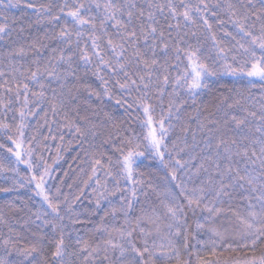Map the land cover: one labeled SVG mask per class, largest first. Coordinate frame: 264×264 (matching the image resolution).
I'll list each match as a JSON object with an SVG mask.
<instances>
[{"label": "snow or ice", "instance_id": "snow-or-ice-1", "mask_svg": "<svg viewBox=\"0 0 264 264\" xmlns=\"http://www.w3.org/2000/svg\"><path fill=\"white\" fill-rule=\"evenodd\" d=\"M17 8L33 12L36 24L47 21L50 27L42 39L25 36L23 26L14 28L17 18L10 13ZM0 42H4L0 109L4 117L12 113L11 123L0 120L6 134V142L0 143L6 151L0 157V173L11 174L13 188L31 185L40 204L35 212L25 213V225L32 217L40 221L36 231L26 229L27 236L0 213V223L8 225L7 233L0 231V264H67L72 239L67 230L84 223L75 210L84 188H91L94 197V207L85 212L99 235L87 240L77 233L75 247L83 264H157L169 254L176 257V264H187L179 256L181 238L185 251L190 238L198 246L210 247L208 255L216 259L208 261L197 254L198 264H221V250L237 249L253 253L242 264H264V254H254L264 242V102L259 116L243 109L256 123L239 140L230 135L229 126L238 129L245 124V119L232 114L243 107L239 100L214 98L211 109L198 104L211 77L246 75L264 85V0H63L57 5L0 0ZM172 69L175 76L170 74ZM9 78L14 87L9 86ZM156 102L161 106L158 118L153 115ZM116 108L126 113L134 108L142 111L146 118L142 127L147 129L142 142L135 133L122 134L115 122ZM182 113H187L189 123L170 149L166 141L175 127L172 121L179 122ZM36 116L44 125L51 120L58 132L70 133L91 162V175L81 181L82 188L77 186L78 194H65L60 187L53 192L48 186L52 166L42 155L34 158L31 144L24 147L28 121ZM110 121L112 130L106 127ZM48 130L51 133V127ZM105 146L118 153V174L111 169L112 156ZM189 147L195 154L189 153L187 160H165L166 153L179 155ZM146 153L165 167L175 165L169 184L158 187L151 177L142 178L137 162ZM105 158L107 166L102 163ZM21 165L30 170L25 183H20ZM101 169L104 183L99 178ZM177 170H183V175H177ZM80 172L87 175L83 167ZM107 178L114 181L113 188ZM121 179L126 189L120 187ZM149 190L155 201L149 198ZM116 193H120L119 207L109 200ZM102 201H108L107 209ZM100 211L103 215L98 216ZM117 214L123 224L109 226L106 218L115 219ZM233 219L238 230L225 235L228 230L221 232L218 225H231ZM49 227L50 258L45 255L49 240L44 231Z\"/></svg>", "mask_w": 264, "mask_h": 264}, {"label": "trees", "instance_id": "trees-1", "mask_svg": "<svg viewBox=\"0 0 264 264\" xmlns=\"http://www.w3.org/2000/svg\"><path fill=\"white\" fill-rule=\"evenodd\" d=\"M25 0H21V4H23ZM37 3H53L54 5H57L59 3H62L63 0H36ZM11 15L15 16L16 23L14 25V28H19L23 26L25 28V36H35L38 38H43L46 30L49 29V25L47 21H44L40 24H36V15L31 12H22L21 9H12ZM31 25V27H29ZM229 31H232L231 26H228ZM217 33L219 34V29L215 28ZM15 38V33H14ZM4 46V42H0V47ZM28 61H25V65L28 66ZM171 76H175L176 70L172 69L170 70ZM35 91L36 89L33 88ZM171 90L170 88L168 89ZM183 95V93H182ZM221 96L230 97V101L233 100H239L243 107L235 109V111L232 113L236 115L238 118L245 119V124L242 125L240 128H235L234 125L230 124V128H232V131L230 135L239 140L242 135L248 134V129L251 127H254L256 121L253 117L247 116V113L243 110L244 108H247L248 111H255L257 113V116L260 114V104L264 102L262 100V97H264V85L261 84L259 79H250L246 75L244 76H232V75H221L216 77H211L208 80V88L204 89L201 92V95L198 97V104H200L202 107H208L213 108L215 104L214 98H219ZM167 96L164 97V105L166 110L167 105ZM155 102V97H154ZM16 106H19L18 104ZM155 106V112L153 113L154 117H159L161 113V106L158 102L154 103ZM109 107H112L111 102H109ZM189 113H192L195 115L192 109H188ZM114 116H115V122L120 125V131L125 136H130L132 133H135V135L140 139V142L143 140V135L145 134V130L142 127L143 121L146 119L143 115L141 110L132 109L129 110L127 113L123 108H116L114 110ZM37 121L39 123L44 125L43 119L41 116H36ZM138 118V119H137ZM172 123H182V127L189 123L187 119V113L181 114L180 121L173 120ZM112 122H108L107 128L108 130L111 129ZM46 127H51L56 133L53 136H56V139H49L47 142L48 145L53 150L51 153L52 157H55L60 151L64 152L62 153V157L64 156V162L62 163V177L63 181L65 182V194L71 195L73 193L78 194L79 188L78 185L82 188L83 185L81 184L82 180H86L88 178V175H91V162L84 156L83 152L81 151L79 143L73 139L72 135L68 133L66 130L63 132H58L57 126L51 123V120L49 121L48 125H44ZM192 127L194 128L195 125L192 124ZM29 129H26L25 133V139H29L28 135ZM62 134L64 136V140L61 141L59 139V135ZM258 135V134H257ZM52 137V136H51ZM200 137H197V141L199 142ZM69 141H72L70 144ZM188 144L192 145V139L191 135L188 136ZM33 145V141L31 143ZM47 144L44 145V147L47 149L49 148ZM119 146V145H118ZM202 146V145H201ZM43 147V146H41ZM4 152L5 149L2 148ZM105 151H107L109 156H112V165L111 169L113 173L117 171L119 166L115 163V161L118 158V153H115L113 150L105 146ZM192 153L195 154V150L192 147H189L188 149H185L184 152L179 153L177 155L175 151H172L170 159H179L181 161L188 159V154ZM79 154V155H78ZM3 154L0 153V157H2ZM61 156V153H60ZM168 154H165V160L168 158ZM151 161L153 164L150 167H147V160ZM143 159H139L138 161V168L143 170L144 177L146 176H154L152 179V182H154L155 185L157 181H159L157 175L163 176L167 181L171 182L169 177L171 174V170H169V167H165L161 164L160 160L153 159L152 155L147 154V157ZM146 160V161H145ZM83 161V163H82ZM102 163H104L106 166L108 164L107 159L105 158ZM193 164H196L197 161H192ZM173 167H175L174 164H172ZM83 167L85 169L84 173L80 172V168ZM67 173V175H65ZM177 175L182 176L183 170H177ZM144 177H142L144 179ZM99 178L101 179V182H104L105 175L104 170L101 169L99 172ZM141 178V177H140ZM109 179V178H107ZM138 179V177H137ZM160 182V181H159ZM7 182H2L0 179V186L1 189L3 188H11V191L5 192L0 191V213H2L6 220H8L9 224H11L17 232L23 233L25 236L28 235L26 229L31 228L32 231L37 230V223L35 221V217H32L31 220H29V223L27 225L24 224V219H27V216H25V213L32 208H30L29 201L26 202V199L23 195H20L22 192L20 189L22 187H19L17 185L13 188L12 185H6ZM90 183H92L90 181ZM5 184V185H4ZM165 184H168L165 181ZM69 185H71V188H69ZM85 195L81 197V200L77 202L76 211L80 213V220L84 221V223L75 224L74 226H70V228L67 230L68 234L72 237L68 243L70 244L69 248L67 249V257L66 262L67 264H80V256L79 253L75 247V237L77 233H79L80 236L86 238L93 232V225L92 223L88 222V213L85 212V209L92 208L91 206V188H84ZM139 195V192H138ZM140 200H142L143 196L139 195ZM19 209H23L24 211H18ZM15 218V219H13ZM94 219V217H93ZM19 220V223L16 221ZM2 232L7 233L8 225L1 223ZM44 231L48 234V240L49 242L45 245L46 252L45 255L49 256L50 258V251L52 250V243H51V230ZM264 250V244L258 245L256 248V253L260 255Z\"/></svg>", "mask_w": 264, "mask_h": 264}, {"label": "rangeland", "instance_id": "rangeland-1", "mask_svg": "<svg viewBox=\"0 0 264 264\" xmlns=\"http://www.w3.org/2000/svg\"><path fill=\"white\" fill-rule=\"evenodd\" d=\"M210 46V45H209ZM250 78V77H249ZM250 79H258V78H250ZM0 83H3V81H0ZM9 86H13L14 87V82L11 81V79L9 78ZM2 91V90H0ZM17 108V112H16V116H17V123L19 122L18 120V108L19 106H16ZM11 116L12 113L9 112L7 114V117L3 116V110L0 109V120H3L4 122H8L11 123ZM175 125V127L172 129V131L169 134V137L167 139V143L169 144V148L171 149L172 147V142L177 140V137H181L183 135L182 133V123H173ZM28 135H29V139H25V145L24 147H28L29 144L32 143L33 141V147L35 148V153H34V158L39 157V156H43L44 160L47 162V164L51 165L53 168V172H52V176L48 181V186L52 189L53 192H55V189L57 187H60L62 189V192L65 193V182L63 181V177H62V163L64 162V156L62 157V151H60L55 157L51 156L52 153V149L51 147L48 145V141L51 138V136H53L56 132L52 129L51 133L49 132V127H46L42 124H37V118L33 117L30 118V120L28 121ZM145 130V134L147 132V129L144 128ZM25 133H26V129H25ZM7 135H12V133H7ZM35 136V140L33 139V137ZM45 137H49L47 140H45ZM14 139L16 138L15 136L13 137ZM6 142V134H5V130L0 129V143H5ZM39 142V143H37ZM47 144L49 148H45L44 145ZM7 147H13L12 144L8 143L6 145ZM43 146V147H41ZM182 146V145H181ZM140 151H143V147H141L139 149ZM0 153L3 154V156L6 155V152H4L2 150V148H0ZM61 153V156H60ZM175 153L177 154V152L175 151ZM167 154V153H166ZM172 154V152H171ZM59 155V159H57V156ZM169 155V154H168ZM2 156V157H3ZM147 157V153L145 154L144 157H141L140 159ZM171 156H168V158H166V160H169ZM147 160V167H150L153 163L151 161ZM145 160V161H146ZM55 161V163H54ZM7 163V161H5ZM138 163V162H137ZM173 165H170L169 170L172 171L173 169ZM120 171V169L118 168L117 171L115 172V174H118ZM137 171L139 173H143V170L140 168H137ZM20 173L21 178H20V183H25L24 177H27L30 175V170H27L25 165H21L20 166ZM11 174H4V173H0V179L2 182H7L6 185H12V179L10 178ZM138 176H134L135 179H137ZM148 177L150 176H146L144 177V179L146 180ZM154 176L151 177V179H153ZM159 181L156 182L157 185L153 183L154 186H158V187H163L165 185V181L169 184L170 182L167 181L163 176L161 175H157ZM138 179H140V177H138ZM61 181H63V184H61ZM104 183V182H101ZM107 184L109 188H113L114 187V181L109 178L107 179ZM5 185V184H4ZM120 187L126 189L127 188V184L125 183V181L123 179L120 180ZM1 189V186H0ZM22 192H20V195H23L26 199V202L29 201L30 203V208H32V212H35L40 204H39V198L35 197L34 191H33V187L31 185H27L22 187V189H20ZM119 196L120 193H116L114 196H110L109 200H111V203L113 205H115L116 207H119ZM91 206L94 207V197L91 194ZM149 198L152 199L153 201H155V195L152 191L149 190ZM145 198L143 197L141 201H143ZM101 206L103 209H107L109 207V203L108 201H102L101 202ZM98 216L103 215V212L100 211L97 214ZM96 218L94 217V220ZM227 219V218H225ZM38 224H40V221H35ZM98 222V221H97ZM109 226H116V227H120L123 224V217L120 216L119 214H117L116 218L114 219L111 215H109L106 218L105 221ZM1 223H0V231L2 230L1 228ZM218 227L220 228L221 232H225V229H227L228 231L225 232V235H228L234 231L238 230V225L236 224L235 220L233 219V222L231 225H229L227 222L223 223V224H219ZM8 230V229H7ZM46 230H51V228H47ZM97 235H99L98 233H95L94 230L93 232L86 238L87 240H92L94 239ZM200 239H206V237L204 236H200ZM159 243V241H158ZM178 245H179V256H180V260L182 262H187V264H198V255L199 257H203L205 260L208 261H213L216 258L212 257L210 255H208V253L210 252V247L205 245V246H198L196 245L195 240L193 239H189V249L187 251H185L183 249V240L182 238L180 240L177 241ZM264 244V242H261V245ZM222 251V255H219V260L221 262V264H224V262H227V264H236L237 261H240L241 264L243 262V260L246 258V256H251L253 255L252 251L248 250V249H237L236 251ZM198 254V255H197ZM254 254L256 256H260L262 254H264V250L263 252L258 255V253H256V249ZM67 257V255H66ZM169 257L167 260H163L160 259L157 261V264H176V257L172 256L171 254H169ZM80 264H83V260L82 257H80Z\"/></svg>", "mask_w": 264, "mask_h": 264}]
</instances>
